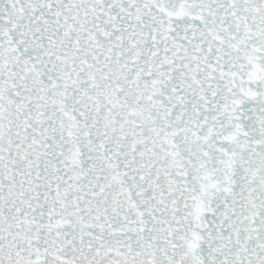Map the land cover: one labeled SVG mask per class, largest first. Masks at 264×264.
I'll return each mask as SVG.
<instances>
[{
	"label": "snow or ice",
	"instance_id": "obj_1",
	"mask_svg": "<svg viewBox=\"0 0 264 264\" xmlns=\"http://www.w3.org/2000/svg\"><path fill=\"white\" fill-rule=\"evenodd\" d=\"M0 264H264V0H0Z\"/></svg>",
	"mask_w": 264,
	"mask_h": 264
}]
</instances>
